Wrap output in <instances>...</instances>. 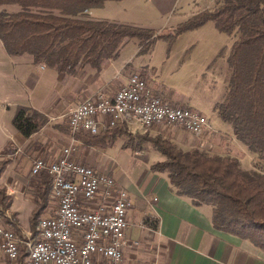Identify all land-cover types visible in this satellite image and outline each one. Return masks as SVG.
<instances>
[{
  "label": "trees",
  "instance_id": "trees-1",
  "mask_svg": "<svg viewBox=\"0 0 264 264\" xmlns=\"http://www.w3.org/2000/svg\"><path fill=\"white\" fill-rule=\"evenodd\" d=\"M107 1L110 0H0V7H19L12 12L0 11V40L8 54H30L34 64L59 73L75 75L87 66L101 71L127 39L139 38L146 47L157 33L154 28L87 17L89 10L104 7ZM209 20H214L221 31L237 34L228 57L232 73L227 93L214 108L232 123L236 138L257 155L259 170H245L239 155L210 154L198 147L184 150L161 135L134 136L124 125L95 136L78 137L106 147L125 136L123 146L134 151L151 142L164 159L155 161L150 168L166 173L176 194L188 197L197 206L210 205L217 229L248 239L264 250V0H216L213 9L199 12L175 33ZM47 121L43 112L20 106L13 125L23 136L30 137ZM7 163L0 161V176ZM36 179L37 208L32 216L35 228L51 193L50 175L43 172ZM10 200L0 186L1 204L8 207ZM24 256L21 247V257Z\"/></svg>",
  "mask_w": 264,
  "mask_h": 264
},
{
  "label": "rangeland",
  "instance_id": "rangeland-1",
  "mask_svg": "<svg viewBox=\"0 0 264 264\" xmlns=\"http://www.w3.org/2000/svg\"><path fill=\"white\" fill-rule=\"evenodd\" d=\"M215 2L216 0H110L104 7L89 10L87 17L91 19L154 28L157 33L146 47H143L145 43L139 38L127 39L119 49L118 55L106 61L101 71L87 66L81 68L74 77L60 76L57 82L55 78L59 72L55 71L56 69L48 68L42 71L39 68L40 66L45 69L42 65L38 66L29 61L32 58L30 54H8L0 40V160H6L17 171L24 170L22 176L27 178L25 167L31 164L32 158L28 156L32 153L31 147L23 154L15 153L17 136L13 118L20 106L52 105L56 101H62L63 97V104L69 108L73 105L69 104L72 101L76 103L85 98V95L93 93L97 88H92L97 87L100 82L106 83L107 86H100L98 90H107L108 85L120 86L132 71L144 74L151 87L170 102L203 113L217 130V138L231 143V146L232 143L236 144L237 141L231 140L236 137L232 123L225 121L214 106L223 101L227 93L232 73L228 57L237 34L221 31L214 20L187 29L178 35L175 33L180 25L199 12L213 9ZM18 8L16 5H6L0 7V11L12 12ZM53 72H56V76ZM76 87L82 88L83 93L72 92ZM57 109V105L50 108L51 117L59 122L63 120L65 124L69 110L56 112ZM64 111L65 117L57 119ZM130 130L134 136L145 134L154 138L161 135L171 139L184 150H191L198 145L197 142L191 145L186 143L197 135L175 125L147 131L146 128ZM81 134L83 133L77 135ZM126 140L127 137L121 136L112 145L99 146L98 161L107 158L110 164L113 163V176L118 181L124 179L123 176H130L138 184H147L155 173L150 170V164L163 160L164 156L151 142H146L144 149L134 151L131 147L123 146ZM240 143L243 145L239 150L243 155L242 167L248 171L254 168L259 170L261 163L257 155L251 153L244 143ZM204 144L208 145L201 141L197 147L210 154L215 153V148H205L202 146ZM220 154L233 153L228 152L225 147ZM91 165L96 166L95 163ZM31 179L33 182L37 181L35 176ZM135 199L137 200V197ZM22 219L23 225H26L28 218L24 211Z\"/></svg>",
  "mask_w": 264,
  "mask_h": 264
},
{
  "label": "built area",
  "instance_id": "built-area-1",
  "mask_svg": "<svg viewBox=\"0 0 264 264\" xmlns=\"http://www.w3.org/2000/svg\"><path fill=\"white\" fill-rule=\"evenodd\" d=\"M135 124H144L146 131L175 125L202 137L218 133L207 116L165 99L141 72L132 71L114 91L97 90L85 97L69 112L72 137L61 155L54 161L38 157L32 164L33 176L50 175L56 208L39 218L41 228L33 241L0 225L5 264H124L123 239L133 198L112 174L74 155L80 147L78 133L95 136L118 125L135 129ZM22 243L34 246L32 260L21 257Z\"/></svg>",
  "mask_w": 264,
  "mask_h": 264
},
{
  "label": "crops",
  "instance_id": "crops-1",
  "mask_svg": "<svg viewBox=\"0 0 264 264\" xmlns=\"http://www.w3.org/2000/svg\"><path fill=\"white\" fill-rule=\"evenodd\" d=\"M29 61L33 63L32 58ZM39 68L43 71L49 67L46 66L45 69H42L39 66ZM62 75L75 76L59 73L55 78L56 82ZM128 76L122 84L127 81ZM104 85L107 86L106 83L100 82L97 87L92 88L94 90L97 88L92 92L95 93L100 86ZM118 87V85H108L107 90L114 91ZM74 91L76 94L83 93L82 88L76 87L75 90H72V92ZM82 99L74 102L75 104L72 103L73 101L69 103L73 104L69 108L68 105L66 107L63 104L65 101L63 97V102L59 100L52 105L32 107L46 114L48 121L30 137L23 136L15 128L17 136L15 153L23 154L26 149H29L28 147H31L32 153H29L28 156H31L32 159L31 164L29 163L25 167L26 179L22 176L24 170L17 171L14 166L8 163L0 176V186L5 189L11 199L8 207L0 202V225L14 229L24 241L36 240L39 226L37 224L35 228L32 224V216L37 208L34 199L37 181L33 182L31 179L33 177L31 174L33 161L38 157H43L48 161L56 160L72 137L68 119L65 124L63 120L56 121L54 117H51L49 110L57 105L56 112H60L62 109L65 111L67 109L70 112L71 108ZM64 112L59 114L57 119L65 117L66 112ZM140 125L135 124V128L144 129ZM78 138L80 147L74 158L90 165L95 163L97 167H94L97 170L114 175L113 163L110 164L107 158L98 161L99 146L93 145L83 138ZM231 140L237 141L236 144L232 143L231 146V143L222 141V138L219 139L216 135L209 137L207 135L197 136L186 143L191 145L197 142L198 145H195L197 147L202 141L208 143V145H202L203 147L215 148V153H221L227 147L228 152L239 153L240 157L243 156L239 151L243 145L236 137ZM123 178L121 181L116 178L117 182L130 192L134 201V207L128 214L129 227L123 244L124 264H264V250L248 239L217 229L212 221V207L206 204L197 206L188 197L176 194L170 187L166 173H153L147 184H138L130 176H123ZM134 194H136L137 200L136 197L134 198ZM55 208V202L50 197L49 204L43 209L39 218L51 214ZM23 211L26 212L28 218L26 225H23ZM152 223H156L157 226ZM21 245L25 248V260H28L29 245H24V243ZM5 262L6 256L0 248V264H5Z\"/></svg>",
  "mask_w": 264,
  "mask_h": 264
},
{
  "label": "bare ground",
  "instance_id": "bare-ground-1",
  "mask_svg": "<svg viewBox=\"0 0 264 264\" xmlns=\"http://www.w3.org/2000/svg\"><path fill=\"white\" fill-rule=\"evenodd\" d=\"M141 125H142L143 128H145V125L144 124H141ZM38 224H39L38 228H41V221ZM29 251H30L29 257H28V255H27V257H28V260H32V257H33V254H34V246L29 245Z\"/></svg>",
  "mask_w": 264,
  "mask_h": 264
}]
</instances>
